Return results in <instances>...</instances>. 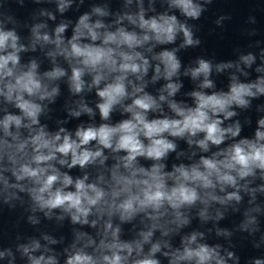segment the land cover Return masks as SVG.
I'll return each instance as SVG.
<instances>
[{
    "label": "clouds",
    "instance_id": "1",
    "mask_svg": "<svg viewBox=\"0 0 264 264\" xmlns=\"http://www.w3.org/2000/svg\"><path fill=\"white\" fill-rule=\"evenodd\" d=\"M30 2L38 7L21 19L0 0V212L32 229L0 243V262L241 264L236 238L264 250L261 41L249 45L257 53L184 65L213 0ZM250 111L255 128L243 136Z\"/></svg>",
    "mask_w": 264,
    "mask_h": 264
}]
</instances>
